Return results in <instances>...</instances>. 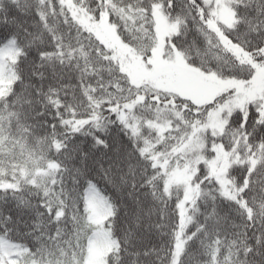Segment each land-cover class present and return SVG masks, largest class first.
<instances>
[{
	"label": "snow or ice",
	"instance_id": "1",
	"mask_svg": "<svg viewBox=\"0 0 264 264\" xmlns=\"http://www.w3.org/2000/svg\"><path fill=\"white\" fill-rule=\"evenodd\" d=\"M0 34V264H264V0H0Z\"/></svg>",
	"mask_w": 264,
	"mask_h": 264
},
{
	"label": "trees",
	"instance_id": "2",
	"mask_svg": "<svg viewBox=\"0 0 264 264\" xmlns=\"http://www.w3.org/2000/svg\"><path fill=\"white\" fill-rule=\"evenodd\" d=\"M6 36L3 34H0V43L5 42ZM29 59H38V55L35 52V50H32L29 53ZM76 73H69V77L71 79V83L75 84L76 81ZM65 83L68 82V78L64 80ZM259 135V133L257 134ZM108 141L110 146H119L121 151H123L125 148H130L131 143L128 140L126 136L122 132L118 131L117 125H111L109 128L108 135L105 137ZM73 141L75 143L81 144V146L84 148L85 151H87L89 148H91L92 145V138L90 136H83V135H77L73 137ZM113 141H115V145L113 144ZM106 152V155H102L101 151H98L96 149H92V156L89 161V173L88 178L93 179V182L97 185L99 189L103 191V193L109 197H111L113 200L116 201L117 205L120 206V216H121V224L123 223L125 210L130 207V202L127 200L126 196H121L117 191L109 184H107L103 179L100 178L99 174L96 171V166L92 164V160H95L97 158H100L101 161L104 163V166L107 167V161L109 157L112 156L111 151L104 150ZM5 209H11L10 211H6L7 215H15V207L14 203L10 201L9 198H6L4 203ZM22 219H29L27 216L23 217ZM21 231H27V229L23 228V225L21 224ZM119 235V232L117 233ZM150 241L158 242V240L151 236ZM27 243H31L30 241H26Z\"/></svg>",
	"mask_w": 264,
	"mask_h": 264
}]
</instances>
